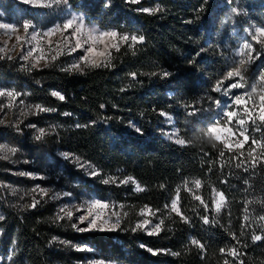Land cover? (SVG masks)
<instances>
[{
    "label": "trees",
    "instance_id": "1",
    "mask_svg": "<svg viewBox=\"0 0 264 264\" xmlns=\"http://www.w3.org/2000/svg\"><path fill=\"white\" fill-rule=\"evenodd\" d=\"M69 3L73 9L83 11L87 21H96L100 28L145 36V42L136 45L135 50L122 46L120 52L112 53V68L68 74L49 67L13 74L7 67H1L9 79L25 85L27 101L56 109L35 118L34 122L41 124V118L60 122L63 129L56 138L61 149L91 162L104 176L134 177L146 190L134 192L130 186L119 189L114 184H102L96 177L80 174L75 178L84 180L99 198L111 193L130 206L158 208L170 201L185 179H201L204 187L200 195L210 201L211 189L218 188L225 191L229 205L219 214L210 209L209 219L215 217L217 222L203 224L200 219L205 214L203 209L182 188L181 203L192 223H182L173 215L165 219V231L158 236L131 231L79 233L55 223L42 210L16 213L3 206L1 249L6 252L16 240L15 264H76L85 259L83 252L54 247L51 239L58 236L89 245L95 257L122 264H223L224 259L231 262L232 257L222 255L220 248L236 246L244 264H264V240L251 241L253 228L245 229V235L240 236L245 201H255L249 205L253 216L264 215V165L245 172L235 168L233 161L223 170L213 165L212 171H208L210 161L217 160L222 146L213 147V142L202 136L212 123L211 117L199 112L190 116L191 109L184 107L200 100L202 94L205 97L216 93L212 91L213 85L231 66L233 53L229 49L236 45L235 38L249 23L264 26V0L141 1V5H159L163 11L156 14L141 12L140 4L127 0H69ZM233 7L243 9V13L234 14ZM231 19L235 32H230L228 26ZM162 71L172 75L162 77L159 75ZM133 72L138 74L136 79L129 75ZM51 89L64 94L65 100L51 96ZM101 104L105 105L103 109ZM163 111L175 116L180 133L191 139V144L180 146L160 135ZM65 112L71 115H63ZM130 122L141 127L143 135L135 133ZM248 127L257 139L264 136V130L257 132L252 131L253 125ZM12 143L33 150L20 140L13 139ZM0 179L13 184L27 182L9 173H0ZM224 180L228 183H221ZM122 190L126 195L123 196ZM255 230L260 234L259 228ZM233 232L240 237L241 244L232 240ZM191 237L204 242L206 250L201 252L190 245ZM141 244L181 255L166 252L152 255Z\"/></svg>",
    "mask_w": 264,
    "mask_h": 264
},
{
    "label": "snow or ice",
    "instance_id": "2",
    "mask_svg": "<svg viewBox=\"0 0 264 264\" xmlns=\"http://www.w3.org/2000/svg\"><path fill=\"white\" fill-rule=\"evenodd\" d=\"M22 2L42 8H54L61 4H68V0H22ZM127 2L139 4L141 0H127ZM138 10L148 14H156L163 11L159 5L156 7L140 8ZM232 12L240 15L243 13V9L233 7ZM0 36L6 37V39L0 38V59H14L15 57L12 53L19 49V59L25 62L21 64V69L26 71L49 67L54 65L61 56L80 53L72 63L67 64V66H61L60 68V71L70 74H84L88 69L112 68L114 67L112 63L113 51L120 52L122 46H127L135 50L136 45L145 42V36L143 35L120 33L116 30L105 31L89 28L84 23L83 16L72 14H69V18H66L62 23L56 24L44 31H38L31 20H24L19 25L0 22ZM53 37L56 39L54 40ZM249 37L250 40H245L239 48L234 50L231 66L216 80L212 88V91H223L225 95H228L234 89H247V91L241 94H233L230 104L226 105V110L222 113L223 118L207 126L206 130L202 133L203 137L213 142V147H216L217 144L222 146L219 150L217 160L210 161L208 171H212L213 165L223 170L233 161H235V168L243 169L245 172H248L249 168L254 169L258 165H264V136L257 139L252 136L248 127L249 125H254L255 127L252 131L257 132L264 130V67L259 68L258 74L251 83H249L248 77L251 66L258 59H261L262 53H264V26H253L249 31ZM254 45H259V50ZM203 51L201 49V52ZM129 75L133 79H136L138 74L133 72L129 73ZM152 75H157V73H152ZM159 75L166 78L172 74L168 71H162ZM22 95L23 93H19L15 89H0V98H5L7 101L6 103L0 101V113L5 112V109L11 111L16 108L18 100L20 104H23L24 101L20 99ZM51 96L60 101L65 100L64 94L59 91H52ZM199 103L200 101H195L184 105L186 109H191L188 115L193 116L202 111L198 107ZM214 103L217 107L221 105L220 100H215ZM27 107L33 115H38L41 112L56 111L55 108H49L41 104L28 105ZM104 107V104L100 105L101 109ZM27 114L26 112H21V115ZM63 115L70 116L71 113L65 112ZM161 115L167 114L162 112ZM0 124H5V120L0 118ZM11 126L21 131L18 124H12ZM76 126L81 127L79 124ZM130 126L134 129L135 133L143 135V129L141 127L131 124V122ZM29 127L36 130L37 134L34 137L36 141H42L50 134V130L37 128L35 124H30ZM54 130L55 126H52L51 131ZM168 138L180 146H187L192 143V140L186 139L180 133L179 129L168 134ZM246 145H249L247 149L245 148ZM17 152L18 149L16 147L0 143V154H2L0 155V159L9 160ZM226 153L229 154L227 157ZM60 155L65 160L78 165L80 169H86L91 177H100L101 183L104 185L114 184L120 186L131 183L135 185L134 191L142 192L146 190L134 177L126 176L121 179L115 175L104 176L101 170L97 169L91 162L82 160L80 156H76L74 153L62 152ZM19 174L34 179L37 178L31 172H21ZM40 178L43 179V177ZM221 183L226 184L228 181L224 180ZM244 183L247 184L248 181L245 180ZM160 187L164 188L165 186L160 185ZM202 187H204V182L201 179H185L182 185L177 186L175 195L168 203L164 204L162 209H153L148 205L141 207L136 213L141 219H138L131 227L125 224L129 215L127 211H124L126 205L106 201L102 198L87 199L80 204H63L57 211L54 222L69 221L71 222L70 226L79 233L93 231L115 232L123 230L132 232L139 231L144 232L148 236H158L161 232L165 231V219H171L173 215L179 217L182 223H192V217L186 214L187 209L181 203L182 198L180 193L183 188L185 192L191 195L193 200L198 202L199 207L203 209L205 214L200 216L203 224L216 223L215 217L210 220L207 213L211 209L216 214H219L223 209L227 208L229 205L228 197L225 191L214 187L211 189L209 201L199 194ZM245 190L247 191V189ZM25 195L31 196V201L22 207L32 210L43 203L45 197L56 200L62 197H71L72 193L68 191L63 193L52 192L51 189L41 187L37 184L29 192H26ZM253 203L255 201H245L240 236L245 235V229L253 228L251 241L256 243L264 240V215H252V212L249 210V205ZM193 211H195V208ZM77 213L80 214L77 215ZM153 218L156 220L155 223L153 222ZM3 219L4 217L0 216V220ZM253 222L255 227L253 226ZM256 228H259L260 234H257ZM231 238L236 241V244L242 243L240 237L234 232L231 233ZM59 243L77 247L68 240H61ZM189 244L197 247L201 252L206 250V244L196 237H191ZM243 246L247 247L248 245L243 244ZM140 247L146 248L152 255H158L162 252L173 256L181 255L179 252H172L167 249H153L144 244H141ZM87 250L89 249L86 246L77 247V251ZM219 251L226 257H232L231 262L228 259H224L223 264H236L237 261L238 264H244V261L240 259L242 253L236 246L220 248ZM90 264H113V262L99 259L90 262Z\"/></svg>",
    "mask_w": 264,
    "mask_h": 264
},
{
    "label": "rangeland",
    "instance_id": "3",
    "mask_svg": "<svg viewBox=\"0 0 264 264\" xmlns=\"http://www.w3.org/2000/svg\"><path fill=\"white\" fill-rule=\"evenodd\" d=\"M139 4H140V8L151 7L150 4H142V5L141 3ZM69 14L83 16L84 23L89 28H96L105 31L112 30L111 28H107V27L100 28L96 21H87L84 12L81 10L73 9L69 3V0L67 5L61 4L60 6L54 8L36 7L33 5L25 4L22 2V0H0V22L13 23L19 25L24 20H31L32 23L36 26V29L38 31H44L53 27L56 24L62 23L66 18H69ZM232 22L233 20L231 19V21L228 23V26H231L230 32L233 31L235 32V28L232 25L233 24ZM224 23H225V19H224ZM253 26L259 27L262 25L252 22L249 23L248 26H245L244 29L242 30L243 33L235 38L236 45L233 48L229 49L230 52L233 53L235 49L239 48L245 42V40H250L249 31L253 28ZM0 38L6 39V37H2V36H0ZM53 39L55 40L56 38L53 37ZM254 46L257 47V49L259 50V45H254ZM113 53H115V51H113ZM79 54L80 53H74L72 55L61 56L60 59L57 60L54 65H51L49 67H52L53 70L60 71L61 66H67V64L72 63L78 57ZM12 55L15 57L12 60L0 59V89H8V90L15 89V91L19 93H23L20 99H22L24 103L20 104L18 100L16 108L12 109L11 111L5 109V112L0 113V118L5 120V124H0V143L7 144L9 146L16 147L18 149V152L14 156H12L9 160L0 159V173H9L14 176L23 178L27 180V182L22 184H13L6 181H2L0 179V216H3L5 218V212L2 208L3 206L16 213H20L26 210L22 206L24 204L30 203L31 196L25 195V193L29 192L35 185L39 184L41 187L51 189L52 192L63 193L65 191H68L72 193L71 197H62L56 200L45 197L44 202L41 203L36 208L38 210H42L44 215L48 216L50 219H53L54 221V217L61 205L66 203L80 204L84 200L91 198H99V197H97L93 192H91L88 189V186L84 184V180H82L81 178H75L77 174H80L84 177L92 178L88 174V171L86 169H80L78 165H76L73 162H69L68 160H65L60 155V153L62 152H69L64 149H61V147L57 143L56 135L58 134L59 130L63 129L61 123L55 119L41 118V124H35L34 122L35 118L42 116V114L44 113L49 114L50 112H41L38 115H33L29 111L27 106L36 105V104L27 101L26 97L28 95V92L26 91L25 85H19L14 80L9 79L6 76V72H4V70H1V67L5 66L13 74L31 72L21 69V64L25 62L19 59V49H17L16 52L12 53ZM49 67H42L41 69L49 68ZM260 67H264V53H262L261 59H258L256 63L251 66L248 73L249 83H251L255 79V76L258 74V70ZM36 70H40V69H33L32 71H36ZM71 74H75V73H71ZM52 91H56V90L51 89L50 93ZM244 91H247V89H234L228 95H225L223 91L216 92L211 96L206 95L205 97H203L204 94H202L203 98L201 97L200 100H198L200 101L198 107L202 109V111H200L199 113H201V115L208 114L209 117H211L212 123L218 119H222L223 118L222 113L224 110H226V105L230 104L231 96L233 94H241ZM215 100L221 101L220 107H217L215 105L214 103ZM0 101L5 103L7 102L5 98H0ZM22 111L28 114L21 115ZM5 113H7V115H5ZM163 113H166L167 115H163V119H162L163 125L159 130L160 135L168 139L169 141L173 142V140H170L168 138V134L178 129V126L176 125L174 119L175 116L169 111H163ZM12 124H18L21 131H18L16 127L11 126ZM30 124H35L37 128L48 129L50 130V134L47 135L44 138V140L36 141L34 139L35 135L37 134L36 130L29 127ZM52 126H55L54 131H51ZM254 127L255 126L253 125V128ZM11 139L12 141L13 139H15L16 141L20 140L21 142L31 145L33 150L31 151L30 149L20 148L14 145ZM21 172H31L37 178L34 179L29 176H22L19 174ZM40 177H43V179H41ZM124 177L126 176L124 175L120 178L123 179ZM96 178H98V180L101 181L100 177H96ZM193 179L195 178H190L189 180H193ZM129 186L131 187L130 190L134 191L133 189L135 185L131 183L127 185H120L117 187L119 189H123V188L125 189L126 187L128 188ZM120 192L123 193V196L126 195L125 190H122ZM21 197H23V199H21ZM101 198L106 201H112V202H116L117 204L122 203L126 205L124 211H127L129 215L125 221V224L128 225L129 227H131V225H133L138 219H141L136 215V213L144 205L130 206L129 204H127V201L125 200L121 201L119 198H117V196L111 193H109L108 197L106 198L101 197ZM151 208L156 209L158 207H151ZM162 208L163 207H161V209ZM79 214L80 213H77V215ZM1 221L2 220H0V222ZM153 222L154 223L156 222L155 218H153ZM70 223L71 222L65 220V221H60L57 224L63 225L64 227H71ZM2 234H3V230L0 226V240ZM61 240L64 239L58 236H54L51 239V243H53L54 247L61 249L67 248L77 251V247H85V246L87 247V249H89L87 251H79V252H83L86 255V257L82 261H77L76 264H90V262L92 261L102 259L93 256L91 253H93L94 250L92 247H90L87 244L71 241L73 245L77 246V247H73L59 243V241ZM17 252H18V247L16 240L12 243V245L7 249L6 252L1 249V245H0V264H15L13 261ZM106 261H111L113 262V264H122L119 263V261H115V260H106Z\"/></svg>",
    "mask_w": 264,
    "mask_h": 264
}]
</instances>
